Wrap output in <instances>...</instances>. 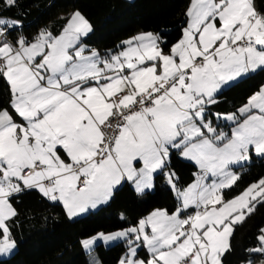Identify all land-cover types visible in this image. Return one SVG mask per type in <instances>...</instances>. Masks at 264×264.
<instances>
[{
    "label": "snow or ice",
    "instance_id": "6c2138e0",
    "mask_svg": "<svg viewBox=\"0 0 264 264\" xmlns=\"http://www.w3.org/2000/svg\"><path fill=\"white\" fill-rule=\"evenodd\" d=\"M17 3L0 0L9 10ZM186 16L167 51L147 32L105 58L83 45L92 25L78 10L58 34L41 29L31 39L14 35L19 19L0 14V81L9 95L0 103V255L17 246L9 222L24 193L61 203L72 218L108 202L122 182L142 194L163 174L173 211L156 209L83 246L127 238L118 264H223L235 226L264 206V177L225 199L241 178L234 167L264 159V86L236 112L208 109L223 86L264 69V0H191ZM211 116L232 121L231 135ZM173 151L197 167L186 187ZM256 239L246 252L264 264V227Z\"/></svg>",
    "mask_w": 264,
    "mask_h": 264
},
{
    "label": "trees",
    "instance_id": "16d2710c",
    "mask_svg": "<svg viewBox=\"0 0 264 264\" xmlns=\"http://www.w3.org/2000/svg\"><path fill=\"white\" fill-rule=\"evenodd\" d=\"M191 0H18L7 9L0 5V14L19 19L22 23L14 35L34 37L41 29L58 34L70 11H80L92 25V31L82 37L88 49L101 55L121 48V41L136 31L159 34L166 42L165 51L182 35L186 25V12ZM264 83V69H257L231 83L217 94V103L209 106V113H228L243 105L247 98ZM9 98L7 84L0 81V103ZM228 130L229 126L223 125ZM171 167L184 187L194 180L196 166L173 151ZM240 180L225 190V198H231L249 184L264 177V159L252 156L248 164L238 168ZM154 187L138 194L127 181L117 186L112 198L86 214L69 218L59 202H51L38 192L31 191L18 196L13 205L18 215L9 222L16 248L0 264H88L81 240L97 232H112L136 225L154 208L174 210L176 199L163 174L154 177ZM264 227V206L237 224L230 238L231 251L226 253L223 264H242L256 259L249 257L246 249L256 247V237ZM123 241L110 246L96 244L93 252L100 264H117L127 251ZM138 256H147L144 248Z\"/></svg>",
    "mask_w": 264,
    "mask_h": 264
},
{
    "label": "rangeland",
    "instance_id": "374dc122",
    "mask_svg": "<svg viewBox=\"0 0 264 264\" xmlns=\"http://www.w3.org/2000/svg\"><path fill=\"white\" fill-rule=\"evenodd\" d=\"M129 1H131V0H129ZM191 2V1H190ZM189 6H190V4H189ZM76 10H74V11H70V13L68 14V17L73 13V12H75ZM68 19V18H67ZM67 21V20H66ZM66 21H65V23H66ZM187 21H188V17H187ZM187 21H186V25H185V27L187 26ZM64 23V24H65ZM64 24H63V26H64ZM63 26H62V28H63ZM62 28H61V30H62ZM47 30H49V29H47ZM60 30V31H61ZM125 40H127V39H125ZM125 40H123V41H125ZM123 41H121V45H122V42ZM119 49V48H118ZM250 73H252V72H250ZM249 74V73H248ZM247 75V74H246ZM245 76V75H244ZM240 79V78H239ZM235 82V81H234ZM231 83H233V82H230L229 84H227V85H225V86H223L222 88H221V90L222 89H224V88H226L228 85H230ZM262 86H264V83L259 87V89L258 90H256L254 93H256V92H258L259 90H260V88L262 87ZM220 90V91H221ZM254 93H252L250 96H252ZM249 96V97H250ZM248 97V98H249ZM248 98H247V100H248ZM247 100H246V102H247ZM245 102V103H246ZM244 103V104H245ZM243 104V105H244ZM242 106V105H241ZM240 106V107H241ZM237 110V109H236ZM236 110L235 111H232V112H236ZM232 112H228V113H232ZM214 113V112H213ZM212 113V114H213ZM216 113V112H215ZM222 114H225V113H222ZM211 118H212V120H213V126L214 127H217V129H218V131H223L224 133H227L228 135H231V131H232V129L235 127V124L232 122V121H227V120H224V119H220V120H217L216 118H215V116H211ZM223 125H227V126H229V128H228V130L227 129H225L224 127H223ZM254 157H256L255 155H253ZM257 158H259V157H257ZM185 160V159H184ZM188 161V160H187ZM191 163H193L194 164V162H192V161H190ZM249 162H246L245 164H248ZM195 165V164H194ZM196 166V165H195ZM240 166H235L234 167V171L235 172H237L238 173V168H239ZM197 168V167H196ZM190 183H192V182H190ZM189 183V184H190ZM168 185V184H167ZM188 185V184H187ZM186 185V186H187ZM250 185V184H249ZM248 185V186H249ZM186 186H184V187H186ZM247 186V187H248ZM246 187V188H247ZM244 190V189H243ZM242 190V191H243ZM241 191V192H242ZM241 192H239L238 194H236V195H234V196H232L231 198H233V197H235V196H237V195H239ZM173 195H174V193H173ZM174 197H175V195H174ZM231 198H228V199H231ZM226 199V198H225ZM103 205V204H102ZM97 207H95V208H93V209H87L85 212H82V213H79L78 215H76V216H74V217H72V218H76V217H79V216H82V215H84V214H86L88 211H90V210H94V209H96ZM156 209H161V208H154V209H152V210H150L146 215H145V217H143L142 219H145L146 217H148L154 210H156ZM65 210V209H64ZM66 212V211H65ZM67 215V214H66ZM71 218V219H72ZM141 220V219H140ZM139 220V221H140ZM138 221V222H139ZM138 225V223L136 224V225H133V226H130V227H128V228H124V229H120V230H116V231H112V232H107V233H104V232H97V233H95L94 235H92V236H89V237H86V238H84V239H82L81 240V245H82V248H83V251L87 254V262H88V264H100L99 263V259L97 258V256L95 255V253L93 252V247H94V245H96V244H102V245H104V246H110V245H112V244H114V243H116V242H119V241H123V242H126L127 243V238H118V239H115V240H110V241H104L103 239H97L92 245H91V247L90 248H85L84 246H83V244H82V241H84V240H88V239H91L92 237H95V236H97L98 234H100V233H103V234H105V235H109V234H114V233H117V232H120V231H124V230H126V229H129V228H131V227H134V226H137ZM127 250H128V248H127ZM138 250V249H137ZM144 251L146 252V254L148 255V253H147V250L144 248ZM13 252V251H12ZM11 252V253H12ZM127 252V251H126ZM125 252V253H126ZM11 253H9V254H7V255H0V258H5V257H8V256H10V254ZM124 255V254H123ZM122 255V256H123ZM140 257V256H139ZM140 258H143V257H140ZM259 261H260V257H257L256 259H255V264H259ZM118 264V263H117Z\"/></svg>",
    "mask_w": 264,
    "mask_h": 264
},
{
    "label": "crops",
    "instance_id": "0c3cea01",
    "mask_svg": "<svg viewBox=\"0 0 264 264\" xmlns=\"http://www.w3.org/2000/svg\"><path fill=\"white\" fill-rule=\"evenodd\" d=\"M140 33H147V32H143V31H136L134 34H132L130 37H128L127 38V40L129 39V38H131V37H133V36H135V35H137V34H140ZM88 49V48H87ZM121 48H119V49H116V50H112V51H108L107 53H105V54H103V55H101L102 57H107L108 55H110L111 53H115V52H118L119 50H120ZM85 54H87V52L85 53ZM130 184H131V182H129ZM131 186L133 187V189H134V186L131 184ZM135 190V189H134ZM149 190H151V189H149ZM146 191H148V190H146ZM61 204V203H60ZM102 204H105V203H101V204H98L96 207H98V206H100V205H102ZM62 205V204H61ZM63 206V205H62ZM88 209H93V208H88Z\"/></svg>",
    "mask_w": 264,
    "mask_h": 264
}]
</instances>
